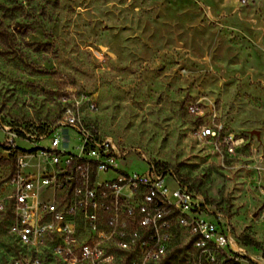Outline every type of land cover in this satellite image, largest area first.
Segmentation results:
<instances>
[{
    "label": "rangeland",
    "instance_id": "374dc122",
    "mask_svg": "<svg viewBox=\"0 0 264 264\" xmlns=\"http://www.w3.org/2000/svg\"><path fill=\"white\" fill-rule=\"evenodd\" d=\"M69 88L71 90H69ZM95 100L100 131L127 149L128 170L170 169L229 219L237 264H264V8L232 0H0V194L14 169L9 133L31 139L58 96ZM191 102L243 138L222 158L198 140ZM38 169L26 158L23 171ZM29 200V199H28ZM0 213V264L16 252ZM251 239L255 245L245 243ZM185 235L166 262L186 264Z\"/></svg>",
    "mask_w": 264,
    "mask_h": 264
},
{
    "label": "built area",
    "instance_id": "2783aa9c",
    "mask_svg": "<svg viewBox=\"0 0 264 264\" xmlns=\"http://www.w3.org/2000/svg\"><path fill=\"white\" fill-rule=\"evenodd\" d=\"M232 1L264 8V0ZM57 102L56 120L30 146L15 144L29 142L23 130L6 138L16 149L10 191L0 194L15 237L10 264H159L182 232L191 248L186 264H237L240 246L223 212L170 169L125 168L127 149L101 133L94 99L64 93ZM186 110L199 117L194 136L221 158L243 144L211 106L206 114L199 102ZM29 157L38 169L23 171ZM255 217L264 220V201Z\"/></svg>",
    "mask_w": 264,
    "mask_h": 264
},
{
    "label": "trees",
    "instance_id": "16d2710c",
    "mask_svg": "<svg viewBox=\"0 0 264 264\" xmlns=\"http://www.w3.org/2000/svg\"><path fill=\"white\" fill-rule=\"evenodd\" d=\"M245 243L249 244V245H255V243L251 240V239H246Z\"/></svg>",
    "mask_w": 264,
    "mask_h": 264
}]
</instances>
